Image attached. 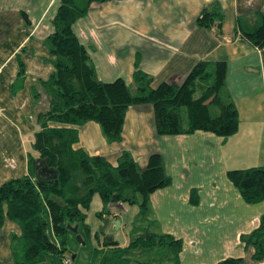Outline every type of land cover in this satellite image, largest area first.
I'll list each match as a JSON object with an SVG mask.
<instances>
[{
	"label": "crops",
	"instance_id": "obj_1",
	"mask_svg": "<svg viewBox=\"0 0 264 264\" xmlns=\"http://www.w3.org/2000/svg\"><path fill=\"white\" fill-rule=\"evenodd\" d=\"M57 6L58 0H0V185L30 173L27 152L35 155L32 137L47 109L41 83L53 71L44 39ZM205 6L217 8L218 25L195 26ZM255 10L264 15V0H108L92 2L71 26L96 78H120L132 90L135 73L156 87L200 60L225 63L224 92L238 115L237 130L226 138L202 130L156 135L149 105L127 107L119 142H107L93 121L74 126L72 148L103 156L112 166L122 150L140 168L150 153L161 155L170 183L151 192L149 204L158 230L181 241L177 264H214L228 257L240 258L239 264H264L239 238L258 225L264 199L244 202L226 177L227 170L264 166V47L248 44L235 29L236 15ZM101 208L99 196L92 194L82 209L88 227L87 233L78 229L82 242L67 234L72 264H97L104 240L127 246L137 206L109 204L99 217ZM11 233L18 235L19 227L4 218L0 264H12Z\"/></svg>",
	"mask_w": 264,
	"mask_h": 264
},
{
	"label": "trees",
	"instance_id": "obj_2",
	"mask_svg": "<svg viewBox=\"0 0 264 264\" xmlns=\"http://www.w3.org/2000/svg\"><path fill=\"white\" fill-rule=\"evenodd\" d=\"M104 1L108 0H58L52 31L44 39L53 71L41 83L47 109L39 115L32 137L35 155L27 152L30 173L0 185V228L4 218L19 227L18 235H9L12 264H52V259L58 261L56 264H69L65 245L71 232L67 226L76 225L77 233L78 229L87 233L82 209L94 193L102 203L99 217L109 204L117 202L138 208L127 246L119 248L104 240L105 252L97 264H177L181 241L158 230L149 204L150 193L170 183L161 155L150 153L140 168L122 150L112 166L103 156L72 148L77 139L74 126L93 121L107 142H119L127 107L149 105L156 135L202 130L226 138L237 130V110L224 92V61L200 60L186 74L171 76L156 87H150L149 78L139 73H135L133 90L120 78L98 80L87 50L71 26L86 14L92 2ZM217 16V8L205 6L194 24L200 28L218 25ZM21 17L27 21L24 13ZM235 29L248 44L264 47V15L258 10L236 15ZM21 72L19 64L17 75ZM213 105L217 113L210 115ZM50 122L68 127H52ZM38 164L55 174L33 178ZM226 177L244 202L264 199V166L227 170ZM239 238L253 247L254 260L264 259V214L256 228ZM240 261L228 257L214 264Z\"/></svg>",
	"mask_w": 264,
	"mask_h": 264
},
{
	"label": "water",
	"instance_id": "obj_3",
	"mask_svg": "<svg viewBox=\"0 0 264 264\" xmlns=\"http://www.w3.org/2000/svg\"><path fill=\"white\" fill-rule=\"evenodd\" d=\"M51 173L52 175L55 174V171L54 170H50V169H45L44 167H42L40 164H38V166L35 167V170H34V177L33 178H36V177H43V176H46L47 174ZM107 221V219H104L103 220V224H105ZM68 227V230L74 234L75 236V240H77V242L81 243L82 242V238L81 236L77 233V226L76 225H73V226H67ZM101 230V229H100ZM105 239L107 240H110V238L107 236ZM74 257L73 254H71L70 256V259H72Z\"/></svg>",
	"mask_w": 264,
	"mask_h": 264
},
{
	"label": "rangeland",
	"instance_id": "obj_4",
	"mask_svg": "<svg viewBox=\"0 0 264 264\" xmlns=\"http://www.w3.org/2000/svg\"><path fill=\"white\" fill-rule=\"evenodd\" d=\"M214 110V111H213ZM217 112V107L215 106V105H213V106H210L209 107V114L210 115H215V113ZM183 123H184V125H185V119L183 120ZM101 228V227H100ZM70 236H72L71 238L73 239V241H75V242H77V240H75V236H74V234H70ZM67 238V237H66ZM67 241H66V243L68 242V238L66 239ZM65 247H66V252H68V249H67V246L65 245ZM75 251V250H74ZM71 254H73V252H71V253H67V256H68V258H70V256H71ZM72 259H70V263L69 264H72ZM58 261H56V260H54V259H52V264H56Z\"/></svg>",
	"mask_w": 264,
	"mask_h": 264
},
{
	"label": "built area",
	"instance_id": "obj_5",
	"mask_svg": "<svg viewBox=\"0 0 264 264\" xmlns=\"http://www.w3.org/2000/svg\"><path fill=\"white\" fill-rule=\"evenodd\" d=\"M63 262H64V263H67V262H68V259L63 260Z\"/></svg>",
	"mask_w": 264,
	"mask_h": 264
}]
</instances>
